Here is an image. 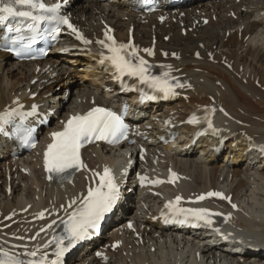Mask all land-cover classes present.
Masks as SVG:
<instances>
[{
    "label": "bare ground",
    "instance_id": "6f19581e",
    "mask_svg": "<svg viewBox=\"0 0 264 264\" xmlns=\"http://www.w3.org/2000/svg\"><path fill=\"white\" fill-rule=\"evenodd\" d=\"M52 1H67L65 12L91 43L62 35L42 61L34 62L10 60L0 52V113L36 103L41 110L54 111L50 117L54 123L56 116L65 118L117 99L116 89L103 91L108 80L96 62L99 49L92 42L103 22L120 40L131 30L138 54L154 72H169L170 78L185 86L162 107H140L132 101L152 115L146 120L136 117L139 129L152 140L127 148L85 147L83 163L87 167L66 184L48 180L37 150L12 156L10 144L0 140V247L14 252L13 246L24 243L28 246L24 251L51 250L44 245L53 237V221L78 204L95 171L113 170L118 161L131 166L126 177L115 174L121 197L100 242L94 243L101 255H93L91 243L67 264H264V255L247 248L251 243L257 249L264 246V167L259 168V161L251 163L252 157L243 153V142L232 141L234 133L264 139V0H192L179 10L147 15L133 12L125 0ZM188 28L190 32H182ZM66 45H79L84 51L61 55L59 51ZM145 49L152 50V58L142 52ZM204 105H211L215 125L229 137L223 157L213 159L201 141L184 149V135L170 144L158 142L157 136L170 124L189 137L192 128L176 124ZM166 168L180 178L172 187L160 189L163 196H192L209 189L229 194L236 210L222 201L206 207L243 229V243L224 244L213 231L190 238L153 219L150 206L163 198H153L145 190L135 192V175L160 177ZM40 213L50 217L38 219ZM32 218L35 220L29 222ZM124 218L133 222L135 232L126 228ZM114 241L121 245L111 250Z\"/></svg>",
    "mask_w": 264,
    "mask_h": 264
},
{
    "label": "snow or ice",
    "instance_id": "6c2138e0",
    "mask_svg": "<svg viewBox=\"0 0 264 264\" xmlns=\"http://www.w3.org/2000/svg\"><path fill=\"white\" fill-rule=\"evenodd\" d=\"M13 5L30 6L33 9L39 8L51 15H32L31 12L18 11ZM4 15L0 19L6 20L10 16L30 17L34 22L29 27L35 32L38 24L44 20H54L57 22L55 31H60L59 25H67L71 31L76 34L77 39H80L85 44L91 41L85 39L69 22L67 17L59 15V5L53 8H45L43 3H38L37 0H11V3L5 4L0 9ZM55 38V37H53ZM33 37V42H34ZM104 49L107 50V55L101 53L100 63L109 62L112 68L118 74L117 78L121 79L125 76L136 78L139 83L146 84L156 92H160L164 97L177 95L176 89L182 88L185 85L181 84L176 78L170 79L169 72H164L162 75H151L150 65L148 61L138 54V49L131 43L118 44L113 36L105 33V40L97 41ZM148 55H153L151 49H145ZM19 54V53H18ZM175 80L176 82H171ZM149 99H156V96L148 97ZM35 112L27 113L32 115ZM13 113L0 114V122L7 124ZM189 123H199L196 117H192ZM208 128H212L211 119H207ZM2 130V128H0ZM30 135V130H29ZM52 142L48 144L47 150L44 153V164L46 170L49 172V179L51 174L63 175L70 170L79 171L81 168L87 166L83 163L80 155V149L83 145L95 141L106 140L110 143L117 142L120 138L126 137V126L121 117L114 112L102 108L95 107L83 115H73L66 123H64L63 130L51 133ZM35 145L32 144V147ZM99 178L95 187H89L87 194L81 198L80 206L77 207L70 215L67 221L64 222V232L62 236H53L45 248L50 245L55 246V259L49 260L46 253H41L38 256L37 251H26L25 256L29 259H21L16 255H10L9 252L0 249V264H63V257L78 241L86 239L91 231L98 230L100 222L105 218V215L113 210L119 198V187L115 182V178L111 174V170L104 168L103 174L93 173ZM172 179L175 180L176 174L171 173ZM147 180L146 177L141 176L140 181L143 184ZM152 183H161V181H152ZM207 197H219L225 199L220 192H209ZM198 200L205 199V195H201ZM181 197L177 196L175 201H169L167 208L172 210L176 215H184L186 218L192 216L197 220H203L210 224L212 221L208 219L210 213L207 209H184L178 207ZM76 204V200L72 201ZM72 204L69 207H72ZM233 208L236 205H232ZM43 218V213L39 214ZM55 223V221H53ZM132 227L131 224L128 225ZM52 227V225H49ZM43 231V229H42ZM67 241V243H65ZM97 255H101L97 253Z\"/></svg>",
    "mask_w": 264,
    "mask_h": 264
},
{
    "label": "rangeland",
    "instance_id": "374dc122",
    "mask_svg": "<svg viewBox=\"0 0 264 264\" xmlns=\"http://www.w3.org/2000/svg\"><path fill=\"white\" fill-rule=\"evenodd\" d=\"M74 2H75V3H79V2H81V3H82V1H81V0H73V1H72V3H74ZM186 31H187V30H186ZM188 32H189V30H188ZM10 60H12V59H10Z\"/></svg>",
    "mask_w": 264,
    "mask_h": 264
}]
</instances>
